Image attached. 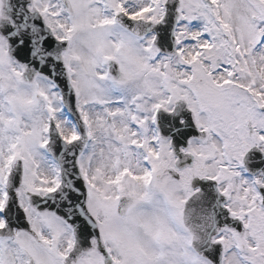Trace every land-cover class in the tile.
Segmentation results:
<instances>
[{"label": "snow or ice", "instance_id": "snow-or-ice-1", "mask_svg": "<svg viewBox=\"0 0 264 264\" xmlns=\"http://www.w3.org/2000/svg\"><path fill=\"white\" fill-rule=\"evenodd\" d=\"M252 149L264 0H0V264H264Z\"/></svg>", "mask_w": 264, "mask_h": 264}, {"label": "flooded vegetation", "instance_id": "flooded-vegetation-1", "mask_svg": "<svg viewBox=\"0 0 264 264\" xmlns=\"http://www.w3.org/2000/svg\"><path fill=\"white\" fill-rule=\"evenodd\" d=\"M241 171H242V176H243L245 179H248V180L253 179L254 176H252L251 174H247L246 171H243V170H241Z\"/></svg>", "mask_w": 264, "mask_h": 264}]
</instances>
